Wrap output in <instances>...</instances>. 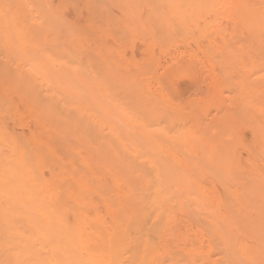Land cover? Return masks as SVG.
Returning a JSON list of instances; mask_svg holds the SVG:
<instances>
[{
    "label": "bare ground",
    "instance_id": "6f19581e",
    "mask_svg": "<svg viewBox=\"0 0 264 264\" xmlns=\"http://www.w3.org/2000/svg\"><path fill=\"white\" fill-rule=\"evenodd\" d=\"M220 1L78 0L70 20L45 0H0V264H264V193L256 192L264 175L242 179L222 157V132L248 120L240 108L255 109V85H241L250 99L218 121L215 142L203 144V126H188L179 106L172 122L183 129L167 135L173 150L157 139L163 128L144 130L142 111L129 110L131 90L149 100L138 63L155 62L154 53L131 61L118 50L110 60L115 46L94 37L96 23L112 25L163 49L203 29L208 4ZM228 4L261 55L246 62L236 50L230 63H264V0ZM197 139L196 159L180 158V146ZM143 152L146 167L137 163ZM157 154L173 161L160 165Z\"/></svg>",
    "mask_w": 264,
    "mask_h": 264
},
{
    "label": "rangeland",
    "instance_id": "374dc122",
    "mask_svg": "<svg viewBox=\"0 0 264 264\" xmlns=\"http://www.w3.org/2000/svg\"><path fill=\"white\" fill-rule=\"evenodd\" d=\"M45 1L46 7H49V9L46 8L47 10L58 9L56 10L57 13L63 14L62 16L66 19L72 20L78 14V11L76 12L78 0H71L75 6L70 3V0ZM229 1L231 0H221L215 7L209 3L207 6L208 24L206 26L203 29H196L195 33L191 34L190 39L174 40L163 49L156 45H145L146 39H142L138 36V33L129 36L126 32H117L112 25L96 23L94 37L99 42L102 41L101 45L103 43L107 46L105 49L115 46L117 51L111 53V55L109 54L108 59L110 60L118 58V50H123L126 56L129 57L128 60L131 61L154 53L155 62L138 63L142 69L139 70L141 73L140 81L145 85L143 92L148 95L149 100L136 101L137 93H135V90H131L129 110L142 111V127L144 130L149 127L163 128L161 134H156L158 135L157 139L173 150L177 149L178 145L175 142L170 143L167 135L183 129V121L181 120H188V126L194 130L198 129V126H203L206 131L204 134H207L206 137L200 138L203 144L215 142L219 137L217 135L218 121L223 116L234 112L231 107L238 104L239 99L243 96L248 98L250 96L241 95V85L244 83L255 85L253 99L249 98L251 104L255 105V109L244 110L243 107L240 108L241 114L246 115L248 120H244L238 125V128H226L222 132L223 147L227 148L222 157L227 158V155L233 165L240 166V171L245 172V175L239 174L242 179L248 176L250 179L257 180L264 175L262 173L264 172V163L260 166L262 157L256 154L258 143L264 142V63H230L229 56L231 53H237L236 50H239V55L243 56L246 62L251 61L253 57H256L255 60H259L261 55L252 54L249 47L251 45L255 47L260 42H258L256 36L250 33L247 34L241 28L239 18L235 12L237 9L228 4ZM232 1L236 2V0ZM117 9L115 7L112 10L114 13L116 12V15H119ZM83 11L85 10L82 8ZM84 13H87V11ZM119 37L121 40H119ZM100 62H103V60H100ZM128 68L133 70L134 63H128ZM147 88H150V91H147ZM215 92H220L223 101L217 102L214 97ZM156 94H158L159 100L151 102L150 99ZM164 101H169L170 104L166 105ZM179 106L183 107L185 111L180 123L177 124L172 120L175 119V111H178ZM189 108L192 112L191 116L187 112ZM132 122L134 121L132 120ZM17 123L12 124V126L19 127ZM28 127H24L26 131H28L26 129ZM239 133H242L240 138ZM137 134L142 139V134L138 132ZM134 135H130L131 139L140 141ZM253 137L254 142L252 141ZM143 138L145 139L144 136ZM131 139L130 142H132ZM200 139L195 141L194 148H191L192 145L188 148L180 146L182 152L179 157L195 160L196 154L193 150L202 146ZM251 142L254 144H251ZM146 144L144 140L142 151L144 148L145 153L148 155ZM251 145H254V147ZM250 147H252L251 151ZM247 150L253 158L251 168H249L250 161ZM169 156L167 154H157L155 158L160 165H165L173 161ZM138 157H140L137 162L139 166L146 167L148 161L144 152L143 154L140 153ZM130 160L133 161V158L130 157ZM179 170L181 168L173 167L170 169L174 174H181L182 171ZM256 192L264 193V190Z\"/></svg>",
    "mask_w": 264,
    "mask_h": 264
}]
</instances>
